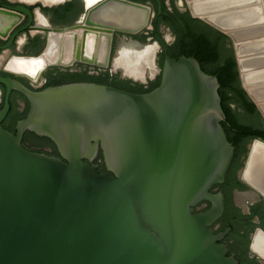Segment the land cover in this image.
Instances as JSON below:
<instances>
[{"label":"water","instance_id":"water-1","mask_svg":"<svg viewBox=\"0 0 264 264\" xmlns=\"http://www.w3.org/2000/svg\"><path fill=\"white\" fill-rule=\"evenodd\" d=\"M179 2L191 19L230 40L241 87L264 122V0ZM138 12L141 24L126 27L124 16ZM36 14L26 5L0 8V38L10 37L7 49L36 23ZM153 16L149 5L99 1L82 24L49 33L36 58L46 53L52 35L72 34L82 50L78 62L117 74L109 62L113 34L138 35ZM217 16L234 22L220 25ZM24 17L28 25L14 32ZM90 39L91 54L105 41L103 62L85 58ZM72 65L51 64L39 77L48 68ZM157 74L160 85L147 94L89 83L36 93L0 77L6 88L0 110V264H239L221 243L231 229H210L224 212L222 197L210 190L224 181L234 155L222 127L218 79L192 57H166ZM13 91L30 105L15 134L2 126ZM27 131L53 141L60 158L25 149ZM258 145L264 141L253 140L239 178L253 200L264 201V159L256 184L246 178ZM100 150L109 175L98 173ZM203 202L212 208L195 214ZM236 205L248 212L247 205ZM258 235L264 239V230L254 231L249 253L264 264L254 250Z\"/></svg>","mask_w":264,"mask_h":264},{"label":"flooded vegetation","instance_id":"flooded-vegetation-1","mask_svg":"<svg viewBox=\"0 0 264 264\" xmlns=\"http://www.w3.org/2000/svg\"><path fill=\"white\" fill-rule=\"evenodd\" d=\"M99 1H102V0H55L56 2L55 4H53L54 2L51 3L53 5L51 4L44 5L45 3L43 4V2L40 0L34 1V2H28L27 0H0V8H11V7L21 6V5H26L32 12L37 11L36 23H34L32 27L29 28L28 30L19 33L16 39L14 40L13 45L10 48L8 49L6 48L7 45L9 44L10 37L7 39L0 38V77L4 79H14L20 85L36 93L42 92L49 88H56V87H50V85H52L56 79H67V78H70L69 76L71 75H82L84 73H86V75L91 76V77L110 74L111 77L118 76L120 80L131 81L129 79L121 78V74H120L121 72L117 74H111L109 70H99L97 68H93L89 65L83 64L78 61H76L70 68H66V69L59 68V67L58 68H48L38 78L39 80L36 83L28 81L27 79L29 78L24 75L17 74L7 69V64L9 60L13 57L36 58L39 55H41V53L44 51L46 47V40H47V36L49 33H51L54 30H65V29L82 24L83 20L85 19L89 10L92 8L93 4L98 3ZM127 1L138 3V4L149 5L152 12L154 13V16L151 18L148 28L142 31L138 35L130 36V35L117 34V33L113 34V41H112L109 62L110 63L113 62L116 52L120 44L122 43L137 44L140 46L141 45L146 46L147 44H149L147 46H154L156 48L158 46L156 54H155L156 56L155 65L159 69H160V65H162V68H163L166 57L174 59L175 57H173V55L179 52L177 50L176 44L178 42V36L180 34L179 33L176 34L173 28L168 26L167 21L160 22L162 12L161 13L159 12L157 0H127ZM167 1H169L170 6L166 3ZM167 1L162 0L161 5L162 3H164L167 9L170 12H172L173 8L171 6V1L170 0H167ZM174 6H175V9H177L180 14H187L185 12H182L177 7L176 0L174 1ZM28 22H29L28 18L24 17L23 22L21 23L19 27H17L14 30V32L26 27L28 25ZM156 24L158 25V29L155 28ZM22 37L24 38V40ZM152 44H155V45H152ZM6 53L7 55L4 58ZM181 57H184V56H181ZM181 57H178V58H181ZM147 72L150 73V71H147ZM147 72L146 71L144 72V77L147 78L145 83H141L144 80L137 81L136 83L132 81L131 82L134 85L143 86L144 90H150L153 83L156 82L160 74H155L152 78L151 75L150 76L146 75ZM5 99H6V88L0 85V110L3 109L4 107ZM9 104H10V111H9L7 118L2 123V126L4 129L8 130L9 132H11V130L13 129L15 130V133H16L17 124L25 120L26 118L23 120L13 122L10 118L12 105L14 104L17 105L18 107L17 111L19 113L25 112L27 108H28V113H29L30 105L28 101L26 100V98L22 94L16 91H13L11 93L9 97ZM28 133L35 134L34 132L27 131L24 134L23 141L25 138L31 137L29 136ZM38 137L46 138V137H41V136H38ZM51 142L55 145L53 141ZM252 142L253 140L248 143L247 150H249V147L252 144ZM31 149L33 152L35 151V148H31ZM236 153H237V150L236 148H234L233 159L225 175L224 181L220 184L214 185L210 190V194L213 197L215 198L222 197L223 203H224V212L222 216L211 226L210 229L213 230L215 234L224 233L228 229H231V227L229 226L231 221L230 219L226 218V208H227V203H228L226 195L228 196L230 195L232 204L234 205V207L241 210V214L243 216H251L254 211L262 212L261 216H254L250 221H248L247 219H244V220H240V222L237 223L238 229L241 235L247 232V237H248L249 244H250V239L254 231L257 228H261L264 230V201L260 199H255V200L245 199L244 204L247 205L248 207V212L246 214L244 213L241 207H238L236 205L237 203L236 199H237L238 194L241 195V194L249 193L251 191L248 187H246L240 181V178H239V173L244 166V162L246 160L248 151H247V154L242 158L243 166L236 173V181L233 180L231 176L232 169L236 161ZM212 206H213L212 203L203 202L197 208L194 209V213L195 214L205 213L209 211L212 208ZM231 233H232V229L227 234V236L224 238V240L221 242L223 245H225L229 249V251H231V247H234V246L239 247V243H240L238 240L233 239L231 237ZM247 254L250 259H253L249 253V246H248Z\"/></svg>","mask_w":264,"mask_h":264},{"label":"trees","instance_id":"trees-1","mask_svg":"<svg viewBox=\"0 0 264 264\" xmlns=\"http://www.w3.org/2000/svg\"><path fill=\"white\" fill-rule=\"evenodd\" d=\"M171 1L173 11L170 12L162 3V15L160 22L168 23L178 36L176 44L177 52L173 57H193L198 61L204 73L216 77L220 88L221 107L225 115V122L222 127L227 135L228 141L236 148V161L232 169V178L236 181V173L242 168V158L247 154V145L250 141L259 139L264 141V122L257 111L255 105L249 100L241 87L237 64L232 49H228L230 40L223 34L206 26L207 30L200 27V21L193 20L188 14H180ZM171 22V24H170ZM158 29V25H155ZM231 43V42H230ZM162 69V65H160ZM67 79H56L50 87H59L73 83H89L108 86L132 94H147L159 87L161 76L153 83L150 90H144L143 86L134 85L131 81L120 80L118 76L111 77L110 74L100 76L71 75ZM17 105H12L10 118L13 122L26 118L28 108L25 112L19 113ZM15 134V130H11ZM22 145L25 149L34 152L47 154L60 158V154L55 145L47 138H40L33 133H28ZM49 150V152H48ZM98 165V173L109 175L106 171L102 151H99L95 161ZM227 196L226 218L230 219L229 226L232 229L231 237L238 240L239 247H231L229 255H234L239 264H260L256 259L248 256L249 240L247 232L240 234L237 223L240 220L250 221L254 216H261L262 212L254 211L251 216H243L241 210L234 207L231 196Z\"/></svg>","mask_w":264,"mask_h":264},{"label":"bare ground","instance_id":"bare-ground-1","mask_svg":"<svg viewBox=\"0 0 264 264\" xmlns=\"http://www.w3.org/2000/svg\"><path fill=\"white\" fill-rule=\"evenodd\" d=\"M28 2H34L38 0H27ZM43 2L44 5L48 4H55V0H40ZM198 0H189L191 3H197ZM24 3V2H22ZM28 4V3H26ZM51 4V5H53ZM96 4V3H95ZM93 4V5H95ZM30 5V4H29ZM196 12L197 7L195 8ZM40 15V14H39ZM38 16V15H37ZM202 16V15H201ZM215 20L218 24L223 26L230 25V22H226L223 19H219L220 16H217ZM212 19V18H211ZM124 25L126 27H137L139 24H141L142 16L141 13H134L132 15H126L123 18ZM213 20V19H212ZM214 20V21H215ZM46 25V24H45ZM38 26V25H37ZM79 34V32H78ZM72 34H65L62 39L51 36L50 37V44L48 46V49L44 55H42L39 58H31V57H13L9 60L7 64V69L15 72L17 74L25 75L32 79L33 83H36L39 79V74L44 71L47 67H49L51 64L54 63H62V64H68L72 65L77 61L78 58L82 57V50L80 47V41L74 42V39ZM80 35V34H79ZM24 40V38H23ZM92 43L93 40L90 39L88 41V47H87V53L88 56H85V58H89L93 61L98 60L100 62L104 61L103 56V42H97V52L92 53ZM155 45V44H153ZM100 46V47H99ZM157 46V45H156ZM158 48V46H157ZM157 48L154 46H140L137 44H128V43H122L120 44L117 53L113 60V70L116 72H121L125 77L128 79H132L135 81H143L144 80V72L150 71V75L153 77L155 74H157V68L155 65V54L157 51ZM7 53L5 54L4 58L6 57ZM3 58V57H2ZM5 61V60H4ZM242 62V60L240 59ZM144 82V81H143ZM39 83V82H38ZM250 93H252L251 88H246ZM255 92H253L251 95L254 96ZM255 96L258 98L259 95L255 94ZM256 157L250 164V168L246 173V178L249 182H253L256 184L258 174H262L261 170L263 169L262 166V160L264 154V147L261 145L256 146ZM262 187V185L260 184ZM255 197V194L251 191L249 193L241 194L237 196V204L239 206L244 205V200H253ZM243 204V205H242ZM254 250L264 256V239L258 235L256 237V240L254 242Z\"/></svg>","mask_w":264,"mask_h":264},{"label":"rangeland","instance_id":"rangeland-1","mask_svg":"<svg viewBox=\"0 0 264 264\" xmlns=\"http://www.w3.org/2000/svg\"><path fill=\"white\" fill-rule=\"evenodd\" d=\"M166 1H167V0H166ZM174 1H175V0H174ZM166 3L170 6L169 1H167ZM176 4H177V7L182 11V10H183V6H182L181 3L179 2V0H176ZM200 27L203 28L204 30H207V28H206V26H204V24H201ZM22 38H23V37H22ZM22 38H21V39H22ZM21 39H20V40H21ZM152 45H153V44H152ZM227 48H228V49H232V45H231L230 42L228 43ZM232 51H233V49H232ZM146 75L150 76V73L147 72ZM243 203H245V201H244ZM242 205H243V204H242Z\"/></svg>","mask_w":264,"mask_h":264}]
</instances>
